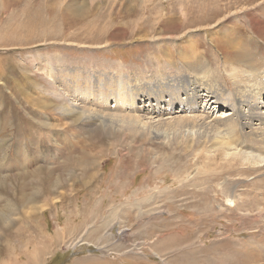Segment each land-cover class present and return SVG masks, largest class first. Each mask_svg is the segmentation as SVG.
I'll return each mask as SVG.
<instances>
[{"label": "rangeland", "instance_id": "rangeland-1", "mask_svg": "<svg viewBox=\"0 0 264 264\" xmlns=\"http://www.w3.org/2000/svg\"><path fill=\"white\" fill-rule=\"evenodd\" d=\"M79 8L86 21L66 23ZM224 43L264 76V0H0V264H264V163L95 126L58 80L79 69L174 88L203 59L234 93ZM203 97L201 113L230 108Z\"/></svg>", "mask_w": 264, "mask_h": 264}, {"label": "bare ground", "instance_id": "bare-ground-1", "mask_svg": "<svg viewBox=\"0 0 264 264\" xmlns=\"http://www.w3.org/2000/svg\"><path fill=\"white\" fill-rule=\"evenodd\" d=\"M89 11L90 9L85 8L80 12L79 8L77 15L66 18L65 22L73 23L76 19L84 22L86 18L83 15ZM218 41L222 43L221 39ZM224 47L229 48L225 54L227 58L225 68L227 69V64L234 66V68L229 69L230 76L236 78L235 80L233 77L234 93H229L225 89L222 90L219 84L214 83L213 78L216 77L219 67L216 69L209 67L210 65L207 67L208 62L197 59V62L205 65V68L202 76H200L202 79L199 78L195 83H201L205 89H211L212 93L214 92L211 99H209L210 94L206 90L204 92L203 88H198L195 83H188L187 81L167 89L163 88L161 81L156 85L149 81L144 84L151 90H145L144 85L139 86L137 84L139 80H131L132 78L129 79L122 75L111 78L109 74L103 72L97 76L90 71L79 69H71L73 70L71 71L69 69L70 72H74L73 75L68 71L60 70V76L57 77L64 96L66 95L71 102L70 106L80 111L78 118L81 119L84 114L91 115L90 118H92L95 126H98L95 121L99 120V125L102 128H117L123 132L128 130L126 135L132 136L137 133H144L147 137L157 136L168 145L177 143L187 146L189 140L195 138L204 141L209 148L218 147L217 149L221 150L219 159L225 164L232 165L235 162H239L241 165L264 163V76L255 68L250 57L247 60L244 58L246 49L239 47L230 49L229 44L226 43H224ZM191 55L194 54L191 53ZM241 60H243L241 65L235 66L233 63H228ZM169 61L171 62V60ZM166 62L168 63V61ZM245 63L246 65H244ZM49 70V75L53 76L52 71L55 68L50 67ZM242 74L244 80L240 79ZM57 77L55 78L57 79ZM174 82L181 83L183 81L174 80ZM202 96H204V101L208 100V105H212V107L210 106L212 112H215L213 109L216 110L217 108L220 111L221 98L224 106L230 108L223 111V114H214V117L208 112L201 113L196 109V105ZM112 101L114 105L110 106ZM143 108H147V110ZM176 108L180 111H176ZM64 111L65 113L70 112L69 109H64ZM160 111L170 115L164 117L165 113H159ZM85 122L88 123L89 121ZM34 133L36 136L39 135L37 131ZM246 170L248 168L244 169V171ZM261 207L264 208V204ZM243 211L245 218L252 215V212H246L247 209ZM263 213L264 210L260 215ZM8 215L3 214L1 222L9 221L12 223V218ZM259 218L260 216L257 215L254 220H259ZM4 226L6 229L2 230L7 233V236H11V228L7 229L8 225ZM156 253L159 254L157 251ZM31 258L35 262L33 264H36V257L31 256Z\"/></svg>", "mask_w": 264, "mask_h": 264}]
</instances>
